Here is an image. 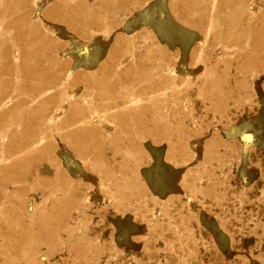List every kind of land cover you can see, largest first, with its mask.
Wrapping results in <instances>:
<instances>
[{"label": "rangeland", "instance_id": "374dc122", "mask_svg": "<svg viewBox=\"0 0 264 264\" xmlns=\"http://www.w3.org/2000/svg\"><path fill=\"white\" fill-rule=\"evenodd\" d=\"M0 264H264V0H0Z\"/></svg>", "mask_w": 264, "mask_h": 264}]
</instances>
